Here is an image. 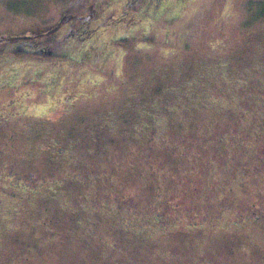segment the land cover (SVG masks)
Segmentation results:
<instances>
[{"label":"rangeland","instance_id":"rangeland-1","mask_svg":"<svg viewBox=\"0 0 264 264\" xmlns=\"http://www.w3.org/2000/svg\"><path fill=\"white\" fill-rule=\"evenodd\" d=\"M161 1L0 0V264H264V0Z\"/></svg>","mask_w":264,"mask_h":264},{"label":"trees","instance_id":"trees-1","mask_svg":"<svg viewBox=\"0 0 264 264\" xmlns=\"http://www.w3.org/2000/svg\"><path fill=\"white\" fill-rule=\"evenodd\" d=\"M88 3V7L91 8V13L94 14L95 11V7H96V0H85ZM162 1L161 0H131V2L128 5V8H134L137 6V9H142V11H147L150 10L151 8H159L160 3ZM98 3V2H97ZM91 15V14H90ZM69 18V16H62L61 19V23L66 21ZM84 18L82 17L81 20L83 19L84 22ZM88 19L89 18H85ZM58 28V25L55 26V29ZM42 34V33H40ZM71 34V32H70ZM43 36L41 38H43V42H38L36 41V38H38L39 36L37 35H32V36H14V37H5L3 39V42L0 43V54L1 53H9V52H21V53H30L33 51H41L44 52L43 50L46 49V47H49L50 44L48 41H50V43H52L54 46L60 44L62 42V37L58 38L56 36H54L53 38L50 37H45L44 34H42ZM85 36L81 37L80 35L77 36L78 39H83ZM69 37L66 36L65 39H68ZM75 38V37H74ZM43 43H46L45 47H42L41 45ZM23 45H31V49H34L33 51H29V50H25L22 49Z\"/></svg>","mask_w":264,"mask_h":264}]
</instances>
